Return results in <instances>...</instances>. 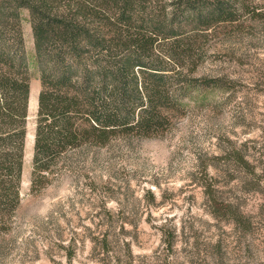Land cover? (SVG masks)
<instances>
[{"label": "rangeland", "instance_id": "374dc122", "mask_svg": "<svg viewBox=\"0 0 264 264\" xmlns=\"http://www.w3.org/2000/svg\"><path fill=\"white\" fill-rule=\"evenodd\" d=\"M232 4L234 21L188 29L183 69L197 87L166 131L72 159L36 191L41 82L21 11L31 94L21 205L0 224V264H264V0ZM108 212L134 224L108 227ZM107 230L108 253L94 250Z\"/></svg>", "mask_w": 264, "mask_h": 264}, {"label": "trees", "instance_id": "16d2710c", "mask_svg": "<svg viewBox=\"0 0 264 264\" xmlns=\"http://www.w3.org/2000/svg\"><path fill=\"white\" fill-rule=\"evenodd\" d=\"M22 10L41 82L32 191L72 159L166 131L197 87L183 69L195 50L188 29L236 17L232 0H0V224L21 205L31 94ZM108 214V227L134 224ZM109 235L95 237L94 250L108 253Z\"/></svg>", "mask_w": 264, "mask_h": 264}]
</instances>
